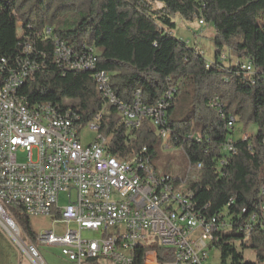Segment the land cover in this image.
<instances>
[{
    "label": "trees",
    "instance_id": "16d2710c",
    "mask_svg": "<svg viewBox=\"0 0 264 264\" xmlns=\"http://www.w3.org/2000/svg\"><path fill=\"white\" fill-rule=\"evenodd\" d=\"M175 14L214 25V60L174 35ZM56 39L78 50L93 48L96 70L109 74L123 102L133 104L137 97L148 106L167 102V143L183 148L190 166L203 165L190 182L195 205L208 217L222 211L230 217V229L217 231L211 244L220 251V264H264V0H0V56L9 68L23 46L44 54L41 69L19 90L28 104L75 109L63 112L74 116L76 128L105 104L100 133L109 138V154L122 160L143 154L151 162L158 136L167 130L158 132L149 117L138 128L126 127L120 105L104 102L93 71H63L72 68L54 59ZM26 58H34V50H26ZM247 62L254 69L250 75L241 67ZM231 118L235 124L229 128ZM238 120L243 131L236 138ZM252 123L256 132L249 129ZM230 140L235 153L226 150ZM254 214L247 238L239 228ZM11 215L21 237L35 243L23 206L13 205ZM244 249L256 261L246 260Z\"/></svg>",
    "mask_w": 264,
    "mask_h": 264
},
{
    "label": "built area",
    "instance_id": "2783aa9c",
    "mask_svg": "<svg viewBox=\"0 0 264 264\" xmlns=\"http://www.w3.org/2000/svg\"><path fill=\"white\" fill-rule=\"evenodd\" d=\"M199 23L204 24L203 20ZM26 50H34V58H26ZM22 53L13 68H5V57L0 56V224L34 263L47 264L38 242L60 246L62 255L74 264H211L209 249L214 235L230 229L231 223L227 212L208 217L205 208H197L194 203L190 182L196 180L202 163L190 166L187 178H180L177 184L189 185V192L182 197L169 196L167 178L162 182L151 180V173L144 169L143 154L129 160L109 154V138L100 133L105 104L87 124L98 134L84 146L76 135V124L63 118V111L75 109L31 108L27 100L15 99V90H21L28 77L41 69L44 56L34 47L23 46ZM53 54L54 59L66 55L72 62V69L63 71H93L104 102L114 100L127 106V115H121L126 127L138 128L142 118L149 117L160 126L158 132L167 130L166 140L170 137L165 126L167 102L148 106L139 97L133 104L120 100L110 86L109 74L96 70L93 48L78 50L56 39ZM241 67L246 74L254 72L251 62ZM80 120L79 114L76 123ZM234 124L231 118L228 127ZM225 147L228 152H236L232 140ZM20 154L26 155L24 161H20ZM61 192L68 193V204L63 207L59 205ZM13 205L23 206L28 216H50L61 225L62 233L47 230L36 234V243H25L11 215ZM260 212L264 217V204ZM256 220L254 214L240 226L247 238ZM85 231L99 233L100 237L85 238Z\"/></svg>",
    "mask_w": 264,
    "mask_h": 264
},
{
    "label": "rangeland",
    "instance_id": "374dc122",
    "mask_svg": "<svg viewBox=\"0 0 264 264\" xmlns=\"http://www.w3.org/2000/svg\"><path fill=\"white\" fill-rule=\"evenodd\" d=\"M156 5L157 7L162 6L161 3H157ZM173 20L176 24L173 33L177 38L188 41L190 46H197L203 52L204 57L207 60H214L216 51L214 38L216 36V30L212 23L201 25L198 18L186 20L179 14H175ZM72 25V23H69L67 26L68 28H71ZM226 54L229 55L230 51L227 50ZM232 60H235V58ZM67 102L68 99L64 98V103ZM241 126L242 122L238 120L234 137L237 138L242 133L243 130ZM249 129L252 132H256L257 127L252 123L250 124ZM77 132L84 146L90 145L98 134V131L91 128L89 125L82 127L79 125ZM156 147L157 155L151 159V163L157 170L158 174H166L173 178H183L185 180L189 174L190 163L183 148L167 143V140L161 136H158ZM19 159L20 161H24L26 155L20 154ZM75 195L76 192L74 191L73 197H75ZM67 204L68 193L61 192L59 205L60 207H63ZM29 219L30 225L36 234H42L47 230H54L56 233H62L63 231L61 225L54 223L50 216H29ZM22 237L24 238L25 243L30 242L28 238L23 236V234ZM84 237L97 239L100 237V234L92 231H85ZM36 244L38 245L39 253L47 264H74L62 255V248L60 246L41 244L38 242ZM240 249L242 248L240 247ZM25 251L26 250L20 247L7 230L0 224V264H35L34 261L27 256V251ZM243 251L246 260L256 261V256L251 249H244ZM209 255V262L211 264H220V251L217 248H210Z\"/></svg>",
    "mask_w": 264,
    "mask_h": 264
},
{
    "label": "bare ground",
    "instance_id": "6f19581e",
    "mask_svg": "<svg viewBox=\"0 0 264 264\" xmlns=\"http://www.w3.org/2000/svg\"><path fill=\"white\" fill-rule=\"evenodd\" d=\"M57 59L59 61H68V57L66 55H57ZM68 66L72 68V62L68 61ZM5 68H9V63L5 59ZM15 99L17 100H25L24 97H22L19 94V90H15ZM112 104H118V102H114V100H108ZM31 108H49L52 111H62L58 106H55L54 104L50 102H44V103H39L34 106H31ZM120 110L122 115H127V106L126 105H120ZM63 118H69V124H75V118L72 116L70 112H63ZM76 135H79L77 132L76 128ZM162 136L164 138L167 137L166 132H162ZM144 169L148 170V173H151V180L154 182H162L163 178H167L166 181V191L169 193V196L171 197H182L183 194H186L189 192V190L185 189V185H177L180 184L178 182L179 178H173L170 175L166 174H158L157 170L155 167L152 165L149 159H144Z\"/></svg>",
    "mask_w": 264,
    "mask_h": 264
},
{
    "label": "water",
    "instance_id": "95a60500",
    "mask_svg": "<svg viewBox=\"0 0 264 264\" xmlns=\"http://www.w3.org/2000/svg\"><path fill=\"white\" fill-rule=\"evenodd\" d=\"M10 234V233H9ZM10 236L14 239V241L20 246V247H23L11 234ZM24 248V247H23Z\"/></svg>",
    "mask_w": 264,
    "mask_h": 264
},
{
    "label": "crops",
    "instance_id": "0c3cea01",
    "mask_svg": "<svg viewBox=\"0 0 264 264\" xmlns=\"http://www.w3.org/2000/svg\"><path fill=\"white\" fill-rule=\"evenodd\" d=\"M244 138H246V136H243ZM8 232V231H7ZM26 252V251H25ZM27 253V252H26ZM27 256L30 258L29 254L27 253ZM31 259V258H30ZM32 260V259H31Z\"/></svg>",
    "mask_w": 264,
    "mask_h": 264
}]
</instances>
